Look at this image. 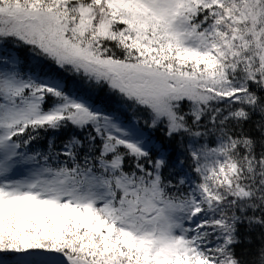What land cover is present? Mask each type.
Here are the masks:
<instances>
[{
  "label": "snow or ice",
  "instance_id": "snow-or-ice-1",
  "mask_svg": "<svg viewBox=\"0 0 264 264\" xmlns=\"http://www.w3.org/2000/svg\"><path fill=\"white\" fill-rule=\"evenodd\" d=\"M0 264H264V0H0Z\"/></svg>",
  "mask_w": 264,
  "mask_h": 264
},
{
  "label": "trees",
  "instance_id": "trees-1",
  "mask_svg": "<svg viewBox=\"0 0 264 264\" xmlns=\"http://www.w3.org/2000/svg\"><path fill=\"white\" fill-rule=\"evenodd\" d=\"M157 137H158V138H161L159 133H157Z\"/></svg>",
  "mask_w": 264,
  "mask_h": 264
}]
</instances>
